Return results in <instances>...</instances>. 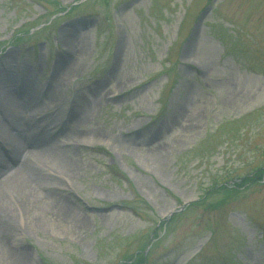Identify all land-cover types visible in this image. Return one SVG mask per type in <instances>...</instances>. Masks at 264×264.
Here are the masks:
<instances>
[{"label":"rangeland","instance_id":"obj_1","mask_svg":"<svg viewBox=\"0 0 264 264\" xmlns=\"http://www.w3.org/2000/svg\"><path fill=\"white\" fill-rule=\"evenodd\" d=\"M57 1L79 7L52 17L50 0H0V75L29 86L15 94L27 106L19 123L47 121L57 165L65 156L74 165L52 167L60 188L36 189L65 200L83 224L57 219L41 196L4 236L26 264H118L147 233L121 203L138 195L168 221L212 180L264 164V0ZM64 64L72 74L58 87ZM72 107L90 110L75 144ZM163 235L150 264H264V186L218 212L192 209ZM7 255L0 249V264Z\"/></svg>","mask_w":264,"mask_h":264},{"label":"bare ground","instance_id":"obj_2","mask_svg":"<svg viewBox=\"0 0 264 264\" xmlns=\"http://www.w3.org/2000/svg\"><path fill=\"white\" fill-rule=\"evenodd\" d=\"M62 38V42L67 46L66 53L71 55L73 50L69 42H65V37ZM56 73L58 77L55 83L58 87H62L72 74L65 68V64L56 69ZM0 77V122L3 121V124H0V249L8 254V264H26L27 258L23 253L10 248L8 238L4 236L5 229L11 227L14 217L25 219L31 210L40 207L41 203L37 201L39 197L50 200L46 203L47 207L54 217L63 220L65 224L80 228L83 219L77 214L75 216L65 200L44 195L36 189L39 183L41 187L60 188L56 186L58 176L52 167L56 165L58 169L68 173L73 170L74 165L66 156L57 165L55 158L57 155L52 154L51 148L45 145L50 134V125L47 121H39L34 117L23 125L19 123L20 110L27 106L17 102L15 94L23 93L29 86L9 76L0 75ZM61 78L62 83L59 82ZM89 111L85 108L72 107L66 117L67 137L74 144L78 139L80 140L75 135L74 129L79 127ZM62 126H65V123ZM67 143L69 142L65 144ZM68 151L63 150V153Z\"/></svg>","mask_w":264,"mask_h":264},{"label":"trees","instance_id":"obj_3","mask_svg":"<svg viewBox=\"0 0 264 264\" xmlns=\"http://www.w3.org/2000/svg\"><path fill=\"white\" fill-rule=\"evenodd\" d=\"M212 0H209L211 3ZM56 7L57 13L53 16L59 17L61 14L66 12V8H63L57 0H50ZM49 12V11H48ZM47 14H50L47 13ZM213 34L220 39L221 43L227 47L226 37L221 32L212 28ZM24 33H19L15 38L13 43H18L21 41V37L25 36ZM113 180L121 181L122 174L119 173L117 167H111ZM123 177V176H122ZM122 182V181H121ZM264 186V164L262 166L254 168L248 174H245L240 177H236L227 181H219L214 179L211 181L208 188L202 190V194L199 197V200L195 203H192L183 213H176L170 219V221H160L157 220L153 209L149 204L138 195H135L133 200L121 203L122 208L127 209L130 213L138 218L140 221L147 223L145 227L144 241H142L140 247L134 252L126 251L118 258V264H150L149 256L152 252V249L155 245H152L149 252L147 251L150 241L157 240L161 238L160 236L167 234L169 231L172 222L181 215H185L192 209H202L208 213L218 212L223 210L234 200H237L246 190H249L251 186ZM213 232V231H212ZM135 237H129L126 240L134 239ZM152 238V240H151Z\"/></svg>","mask_w":264,"mask_h":264}]
</instances>
